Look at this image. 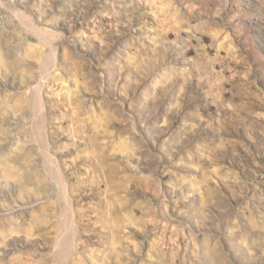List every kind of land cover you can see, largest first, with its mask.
<instances>
[{
    "label": "rangeland",
    "instance_id": "rangeland-1",
    "mask_svg": "<svg viewBox=\"0 0 264 264\" xmlns=\"http://www.w3.org/2000/svg\"><path fill=\"white\" fill-rule=\"evenodd\" d=\"M0 12V264H264V0Z\"/></svg>",
    "mask_w": 264,
    "mask_h": 264
},
{
    "label": "built area",
    "instance_id": "built-area-1",
    "mask_svg": "<svg viewBox=\"0 0 264 264\" xmlns=\"http://www.w3.org/2000/svg\"><path fill=\"white\" fill-rule=\"evenodd\" d=\"M0 24L1 25L5 24L4 15L1 12H0Z\"/></svg>",
    "mask_w": 264,
    "mask_h": 264
},
{
    "label": "bare ground",
    "instance_id": "bare-ground-1",
    "mask_svg": "<svg viewBox=\"0 0 264 264\" xmlns=\"http://www.w3.org/2000/svg\"><path fill=\"white\" fill-rule=\"evenodd\" d=\"M3 25L0 24V27H2ZM64 245V244H63ZM67 247V246H66Z\"/></svg>",
    "mask_w": 264,
    "mask_h": 264
}]
</instances>
